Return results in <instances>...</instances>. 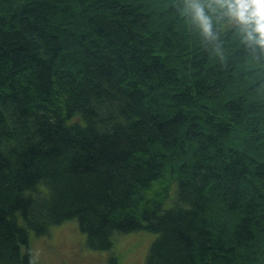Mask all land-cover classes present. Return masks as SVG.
Listing matches in <instances>:
<instances>
[{
	"label": "trees",
	"instance_id": "1",
	"mask_svg": "<svg viewBox=\"0 0 264 264\" xmlns=\"http://www.w3.org/2000/svg\"><path fill=\"white\" fill-rule=\"evenodd\" d=\"M234 9L0 0V264L73 219L97 250L154 232L147 264H264V46Z\"/></svg>",
	"mask_w": 264,
	"mask_h": 264
},
{
	"label": "rangeland",
	"instance_id": "2",
	"mask_svg": "<svg viewBox=\"0 0 264 264\" xmlns=\"http://www.w3.org/2000/svg\"><path fill=\"white\" fill-rule=\"evenodd\" d=\"M236 12L237 9L230 12L232 24L245 20L238 18ZM251 16L250 10L247 18ZM27 195L35 192L27 191ZM156 236L147 230L116 233L111 250H97L86 244V234L73 219L52 226L46 235L30 231L29 246L37 264H112L110 257L114 255L118 264H147L146 257Z\"/></svg>",
	"mask_w": 264,
	"mask_h": 264
},
{
	"label": "clouds",
	"instance_id": "3",
	"mask_svg": "<svg viewBox=\"0 0 264 264\" xmlns=\"http://www.w3.org/2000/svg\"><path fill=\"white\" fill-rule=\"evenodd\" d=\"M235 7L237 17L241 19H246L251 10V15L255 18L254 31L257 33V43L264 46V0H235ZM197 14L206 19L202 8L197 9Z\"/></svg>",
	"mask_w": 264,
	"mask_h": 264
}]
</instances>
